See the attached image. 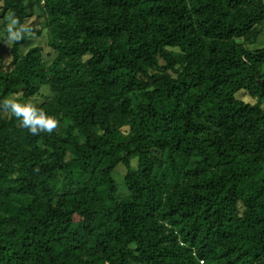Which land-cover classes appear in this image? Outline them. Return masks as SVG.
<instances>
[{"label":"trees","instance_id":"obj_1","mask_svg":"<svg viewBox=\"0 0 264 264\" xmlns=\"http://www.w3.org/2000/svg\"><path fill=\"white\" fill-rule=\"evenodd\" d=\"M0 3V264H264V0Z\"/></svg>","mask_w":264,"mask_h":264},{"label":"clouds","instance_id":"obj_2","mask_svg":"<svg viewBox=\"0 0 264 264\" xmlns=\"http://www.w3.org/2000/svg\"><path fill=\"white\" fill-rule=\"evenodd\" d=\"M30 32V28L22 24L14 15L7 17V24L0 39L11 46L24 39ZM0 111L9 113L16 118L20 126L27 129L32 135H40L43 132L51 133L57 127L55 118L47 115L30 103H21L14 99L0 101Z\"/></svg>","mask_w":264,"mask_h":264},{"label":"rangeland","instance_id":"obj_3","mask_svg":"<svg viewBox=\"0 0 264 264\" xmlns=\"http://www.w3.org/2000/svg\"><path fill=\"white\" fill-rule=\"evenodd\" d=\"M1 6L2 4L0 3V9ZM36 12L40 15L39 11ZM36 18L37 16L31 19L30 22L36 21ZM4 21L5 20H3V18H0V35L4 33V30L6 28V24H4ZM13 45L9 46L6 43H4L2 39H0V55L1 57L4 58L6 64H9L12 61L11 50L13 48ZM31 48H40L43 51L45 58H47L48 61H51V57L49 58L51 50L50 47L48 46V35L46 31L43 30L42 35L31 37L30 44L26 50L28 51ZM38 102H40V100H38ZM123 172H124V167L119 166L113 173V177L115 178V180L119 185L120 194L126 193V186L122 176Z\"/></svg>","mask_w":264,"mask_h":264},{"label":"built area","instance_id":"obj_4","mask_svg":"<svg viewBox=\"0 0 264 264\" xmlns=\"http://www.w3.org/2000/svg\"><path fill=\"white\" fill-rule=\"evenodd\" d=\"M202 264H203V262H202Z\"/></svg>","mask_w":264,"mask_h":264}]
</instances>
